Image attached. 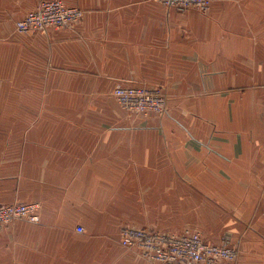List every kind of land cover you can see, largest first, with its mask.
Instances as JSON below:
<instances>
[{"label":"crops","instance_id":"crops-1","mask_svg":"<svg viewBox=\"0 0 264 264\" xmlns=\"http://www.w3.org/2000/svg\"><path fill=\"white\" fill-rule=\"evenodd\" d=\"M39 1L0 0V203H39L41 217L0 231V264H72L78 226L107 241L92 259L109 263L103 237L120 223L153 229L154 200L190 209V185L240 182L264 164V0H211L207 15L152 0H67L90 9L75 29L15 32ZM48 70L69 76V101L48 99ZM140 83L164 87L182 117L109 127L106 109L86 114L98 126H48V112L61 125L64 102L106 103L116 86ZM176 182L185 195L171 191Z\"/></svg>","mask_w":264,"mask_h":264},{"label":"rangeland","instance_id":"rangeland-1","mask_svg":"<svg viewBox=\"0 0 264 264\" xmlns=\"http://www.w3.org/2000/svg\"><path fill=\"white\" fill-rule=\"evenodd\" d=\"M78 1L83 2L85 0ZM152 1L164 6L169 11L174 10L179 14L195 10L207 15L212 4L211 0ZM88 10L90 9L70 3L67 0H40L35 8H31L21 18L14 20V31L48 35L53 30H73L83 22L89 12ZM47 64L50 65L48 57ZM65 72L69 73L70 71ZM68 77L66 74L64 76L49 75L48 70V84L45 89L48 99L61 96L64 101H69L67 99L72 94V90L69 87L70 78ZM59 85H62V88ZM144 85L154 89V102L147 105V110L129 109L125 103L119 100L117 93L120 89H133ZM79 91L85 95L87 93L91 94V90L86 88L79 89ZM40 94H43V89H41ZM111 96V99L106 100V103H97L100 98L95 97L97 102L92 106H90L91 104L79 105L64 102L61 125H59L58 119H55L54 114L48 112V126L72 127L78 126V124L81 127L92 126L93 122L97 120L92 116H86V114L94 112L95 118H97L102 115L98 112L106 111V109L110 114L106 116L107 119L110 118V124L105 123L104 126L109 127L123 126L124 117L126 126L133 127L137 126L140 118H164L166 116L171 119L172 114L175 116L176 113L180 118L183 114L182 107L170 104V94L162 86H151L146 83L132 86L118 85L112 89ZM49 107L54 108L56 104L48 101ZM71 112H77L80 118L72 119L70 117ZM176 121L174 125L182 127ZM195 122L197 123V118ZM98 125L99 123L96 122L95 126ZM224 178L231 181L229 176H224ZM234 183L190 185V197H192L189 201L190 209H186V204L182 199L154 200V202H151L152 207L147 209L154 211V227L151 230L154 231L155 235H179L187 231L199 233L205 244H211L218 249L213 253L212 259L207 260L205 264H264V164L252 168L245 179L241 177L240 182ZM182 187L183 184L176 182L173 184L171 191H175L177 195H185L186 192L183 193ZM192 188L195 189L192 190ZM28 204L31 206V211H35L38 218L37 221H28V223H40L39 203ZM132 227L141 228L132 223H120L117 232L112 231L103 237L111 241L109 243V263L92 259V255L97 254V251L101 254L103 243L105 244L107 241L102 240L101 235L98 236L97 233L95 236L98 237L97 239L100 238V242L88 241V237L84 236L87 235L85 231L83 235L78 237L79 253L77 258L73 256L72 264H134L127 263V261L119 262L117 260L119 253L121 256L127 254V256H134L143 260L144 257L140 252H135L124 242L123 230ZM91 244L94 245V250ZM250 253H253V256L245 258ZM154 260L157 262L161 260L157 252L154 254ZM143 261L148 263L146 260Z\"/></svg>","mask_w":264,"mask_h":264},{"label":"built area","instance_id":"built-area-1","mask_svg":"<svg viewBox=\"0 0 264 264\" xmlns=\"http://www.w3.org/2000/svg\"><path fill=\"white\" fill-rule=\"evenodd\" d=\"M117 96L129 109L147 110V105L154 102V89L148 86L133 89H120ZM35 211L24 202L0 203V231L19 220L37 221ZM77 232L83 234L85 228L77 227ZM124 242L135 252H140L150 264H205L211 260L218 249L211 244H205L202 236L195 231H187L179 235H155L147 228H125ZM158 253L161 260H154Z\"/></svg>","mask_w":264,"mask_h":264}]
</instances>
